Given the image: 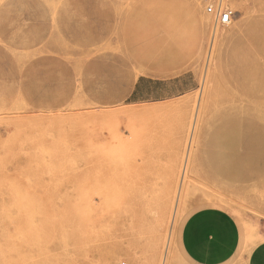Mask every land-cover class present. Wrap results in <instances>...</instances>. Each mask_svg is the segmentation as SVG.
Wrapping results in <instances>:
<instances>
[{"label": "rangeland", "instance_id": "rangeland-1", "mask_svg": "<svg viewBox=\"0 0 264 264\" xmlns=\"http://www.w3.org/2000/svg\"><path fill=\"white\" fill-rule=\"evenodd\" d=\"M263 17L258 0H0V264H192L199 212L233 219L231 264L264 256V99L236 86Z\"/></svg>", "mask_w": 264, "mask_h": 264}, {"label": "crops", "instance_id": "crops-1", "mask_svg": "<svg viewBox=\"0 0 264 264\" xmlns=\"http://www.w3.org/2000/svg\"><path fill=\"white\" fill-rule=\"evenodd\" d=\"M137 92L136 87L132 94ZM206 214L199 212L184 224L181 234L183 253L192 264H231L237 258L239 247L233 219L224 212H211L207 215L210 219L214 215L216 221L209 219L207 226ZM211 223L218 226L214 227ZM246 264H264V256L252 253Z\"/></svg>", "mask_w": 264, "mask_h": 264}, {"label": "bare ground", "instance_id": "bare-ground-1", "mask_svg": "<svg viewBox=\"0 0 264 264\" xmlns=\"http://www.w3.org/2000/svg\"><path fill=\"white\" fill-rule=\"evenodd\" d=\"M258 1H264V0H258ZM222 2V1H221ZM262 4V3H261ZM262 9V8H261ZM260 16V15H259ZM262 21V25L260 26H257L255 27L254 29H251L248 31V34H247V39H248V43L249 44V48L246 50L245 52V56H251L250 58H246L242 61H240V64H241V69L238 71V78L237 80L239 81L237 83V88H239V90L241 91V93L244 92V94H247V93H250L251 95H254V94H258L259 95V98L261 99H264V72H255L256 74L258 73H261V76L262 77H259V76H255L254 79L257 80L258 84H254V85H251V84H246V82L243 80V76L241 75V72H243L245 69H247L249 66L252 67V65H254V63H256L255 61V58L254 56H259L261 57L260 59H262L264 61V17L262 19H260ZM259 20V21H260ZM261 23V22H260ZM259 23V24H260ZM248 46V45H247ZM259 59V58H258ZM262 61V62H263ZM260 62V61H259ZM258 64V63H257ZM261 64V63H260ZM256 70H258V68H256ZM235 86V87H236ZM261 104V103H260ZM245 105V104H244ZM253 106V105H252ZM97 138V137H95ZM96 149V147L94 148ZM191 150V148H190ZM191 154V153H189ZM188 154V155H189ZM189 159L191 157V155L188 156ZM189 159H187L186 157V160L189 161ZM188 164V163H187ZM187 164L186 167H187ZM186 171V169H185ZM183 173H185L183 171ZM187 173V171H186ZM180 176V175H179ZM186 176V175H185ZM184 176V177H185ZM183 177V176H182ZM186 178V177H185ZM184 178V179H185ZM181 189V188H180ZM181 192H182V189L179 190L178 192V196H177V200L180 201L181 198H182V195H181ZM175 199V198H174ZM176 201V200H175ZM179 203V202H178ZM174 204V203H173ZM177 209V207H176ZM174 211V210H173ZM176 216V215H175ZM168 240V239H167ZM167 244V243H166ZM162 258V256H161ZM167 260V257H165V260H164V264ZM162 263V264H163Z\"/></svg>", "mask_w": 264, "mask_h": 264}, {"label": "built area", "instance_id": "built-area-1", "mask_svg": "<svg viewBox=\"0 0 264 264\" xmlns=\"http://www.w3.org/2000/svg\"><path fill=\"white\" fill-rule=\"evenodd\" d=\"M208 12L213 13L215 15V28L218 26H224L231 21L232 12L220 5L217 8L209 7Z\"/></svg>", "mask_w": 264, "mask_h": 264}, {"label": "snow or ice", "instance_id": "snow-or-ice-1", "mask_svg": "<svg viewBox=\"0 0 264 264\" xmlns=\"http://www.w3.org/2000/svg\"><path fill=\"white\" fill-rule=\"evenodd\" d=\"M179 85H174V87H178ZM145 88H148L149 90H153V89H156V88H166L167 85H160V84H157V85H152V86H149V85H144Z\"/></svg>", "mask_w": 264, "mask_h": 264}]
</instances>
